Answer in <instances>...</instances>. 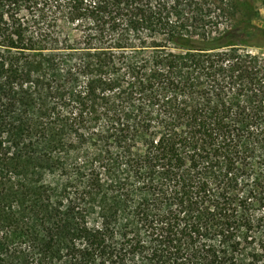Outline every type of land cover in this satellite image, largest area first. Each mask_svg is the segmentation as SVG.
Returning a JSON list of instances; mask_svg holds the SVG:
<instances>
[{"label": "trees", "instance_id": "16d2710c", "mask_svg": "<svg viewBox=\"0 0 264 264\" xmlns=\"http://www.w3.org/2000/svg\"><path fill=\"white\" fill-rule=\"evenodd\" d=\"M256 0H0V264H264Z\"/></svg>", "mask_w": 264, "mask_h": 264}, {"label": "rangeland", "instance_id": "374dc122", "mask_svg": "<svg viewBox=\"0 0 264 264\" xmlns=\"http://www.w3.org/2000/svg\"><path fill=\"white\" fill-rule=\"evenodd\" d=\"M256 3L259 8V18H258V23L262 26H264V0H256Z\"/></svg>", "mask_w": 264, "mask_h": 264}]
</instances>
